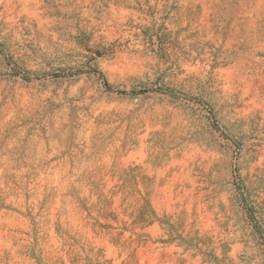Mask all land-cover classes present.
Returning <instances> with one entry per match:
<instances>
[{"label": "rangeland", "instance_id": "obj_1", "mask_svg": "<svg viewBox=\"0 0 264 264\" xmlns=\"http://www.w3.org/2000/svg\"><path fill=\"white\" fill-rule=\"evenodd\" d=\"M0 264H264V0H0Z\"/></svg>", "mask_w": 264, "mask_h": 264}]
</instances>
